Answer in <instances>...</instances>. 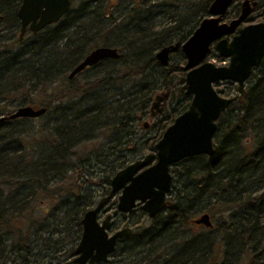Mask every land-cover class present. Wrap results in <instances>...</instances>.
Returning a JSON list of instances; mask_svg holds the SVG:
<instances>
[{
    "label": "trees",
    "instance_id": "obj_1",
    "mask_svg": "<svg viewBox=\"0 0 264 264\" xmlns=\"http://www.w3.org/2000/svg\"><path fill=\"white\" fill-rule=\"evenodd\" d=\"M106 1L79 0L56 23L18 41V1L0 0V30L8 34L0 44V98L34 87L52 91L40 116L0 122V264H39L41 250L47 258L68 256L95 197L86 191L90 177L108 185L147 149L144 142L136 149L134 128L153 93L163 89L173 100L156 123L158 135L189 103L180 68L168 75L153 55L182 42L211 0H114L113 8ZM255 1L264 20V0ZM97 44L116 47L118 57L95 65L90 76L68 79ZM225 83L227 96L234 87ZM215 124L212 155L185 157L169 168L164 207L116 246L117 264H264V56L243 96ZM157 137L148 138V148ZM93 139H99L93 151L77 149ZM202 213L211 225L193 232L191 220Z\"/></svg>",
    "mask_w": 264,
    "mask_h": 264
},
{
    "label": "water",
    "instance_id": "obj_2",
    "mask_svg": "<svg viewBox=\"0 0 264 264\" xmlns=\"http://www.w3.org/2000/svg\"><path fill=\"white\" fill-rule=\"evenodd\" d=\"M234 1L211 0L206 15L180 45L169 44L155 53L158 63L164 66L167 64L168 52L180 48L185 59L182 66L185 75L179 81L184 93L191 96L189 105L162 131L154 144V151L129 162L113 173L109 179L107 195L83 212L80 220L81 232L74 248L76 256L69 264L105 261L114 248L115 239L129 233V228L124 227L107 236L108 216L100 223L96 220L97 211L115 192L119 193L115 204L119 212L129 213L135 204H139L147 217H153L164 207L172 178L170 166L185 157L212 155L216 119L231 101L243 94L245 80L264 54V22L239 26L246 20L256 1L241 0L239 13L228 21L223 20L225 12ZM70 7V0H20L15 11L19 38L26 26L31 32H36L57 22ZM210 46L218 56L228 59L226 65H215L205 60ZM117 57L115 48L97 46L73 65L66 76L70 79L86 66L104 58ZM224 80L235 84L236 95L223 97L216 92L214 87ZM154 99L156 101L152 102L150 110L161 98L156 95ZM44 112L45 107L20 105L8 114L0 115V122L16 118H35ZM192 222L204 227L211 225L207 213L198 215Z\"/></svg>",
    "mask_w": 264,
    "mask_h": 264
},
{
    "label": "rangeland",
    "instance_id": "obj_3",
    "mask_svg": "<svg viewBox=\"0 0 264 264\" xmlns=\"http://www.w3.org/2000/svg\"><path fill=\"white\" fill-rule=\"evenodd\" d=\"M79 0H75V3L71 4V7H73V5L75 4V6H77ZM240 0H236L233 3V7L237 6L238 2ZM114 4L111 3V0H107L106 1V6L109 8L110 6L112 7ZM231 6V7H232ZM113 8V7H112ZM262 10L261 7H256L254 8V10L252 12H250V14L247 16L246 20L241 23L240 25H245L248 23H254V22H258V21H264L262 19H259V12ZM234 17V13H232L231 9L228 8V11L226 12V14L223 17V20L228 21L229 19ZM1 25V24H0ZM1 28V26H0ZM17 34V30L14 31V35ZM8 36V34H4L3 33V28L2 30H0V44H6V37ZM93 44V43H92ZM94 46H91L89 49H91ZM206 60L213 62L216 65H220V64H225L227 62L226 58H221L219 57L214 51H211V54L209 55V57L205 58ZM70 71V70H69ZM94 71V69H92V71H83L82 73H80L78 75V77L82 78V77H87L90 76L92 74V72ZM68 73V72H67ZM66 73V75H67ZM226 88V83H219L216 87L217 91L219 92L220 95H224L223 92H221V89L224 90ZM159 91H161L160 89L155 91L152 95V97L157 94ZM52 91L50 89H40L38 87H34L30 90H21V91H17L15 93H8L4 98H0V115L1 114H6L11 112L16 106L20 105V104H28L31 105L33 107H39L41 106V103L46 99L47 96L51 95ZM151 97V99H152ZM178 99H180V103L183 102L182 100V96H179ZM173 104V102L171 103ZM169 104H167L168 107ZM163 111L165 110V101L163 104ZM169 109V107H168ZM34 119V118H33ZM34 122H37V120H34ZM141 122V121H140ZM139 122V127H135V131H134V136H136V140L135 144H136V149H139L142 146H146L147 149H143L141 153H139L138 155H136L134 158L130 159L128 162L132 161L133 159L139 158L141 156H143L146 153L151 152V149L147 147V143H148V138H150L152 136V134L154 133V131L151 129V126L154 124V119L148 120V127L146 129H144L141 126V123ZM99 139H93L87 142L82 143L81 145L78 146L77 149H81L82 151H84L85 154L89 153V150L93 151L96 147H97V143H98ZM144 142V145H142V143ZM130 145V146H129ZM132 144H127V146H125V148L131 149L133 146H131ZM142 145V146H141ZM127 162V163H128ZM124 165V164H123ZM180 170L182 168L177 167V170ZM93 170H96V168H94ZM95 176H91L90 179L94 182L93 185H90L87 188V192L90 194H94L95 197H93V204L95 203V201H97V199L99 197H101L103 191L108 189V185H106L105 183L99 182L98 178ZM97 183V184H95ZM114 198H112L110 200V206H108L109 208V212L113 211L114 208ZM102 217H100L101 219ZM210 219V218H209ZM152 221H150L146 215L144 214V212L140 209V206H137L131 213L126 214V215H118L116 214V216L112 217V223H111V228H113V226L116 224L117 227L120 226H130L133 227L135 224H138L141 228H143L144 226H147L149 224H151ZM201 225H194L192 227V231L193 232H197L201 230ZM216 245L220 244L216 243ZM42 247V246H41ZM44 251L45 250H41L39 254L36 255V258L39 261V264H53L54 261L56 260V256L59 253H52L49 256V258H47V256H44ZM58 256V255H57ZM117 259V255H114L112 257H110V260H116ZM246 262H242L241 264H245Z\"/></svg>",
    "mask_w": 264,
    "mask_h": 264
},
{
    "label": "flooded vegetation",
    "instance_id": "obj_4",
    "mask_svg": "<svg viewBox=\"0 0 264 264\" xmlns=\"http://www.w3.org/2000/svg\"><path fill=\"white\" fill-rule=\"evenodd\" d=\"M18 2H17V5H16V9H17V7H18V5H19V3H20V0H17ZM241 1V0H240ZM239 1V2H240ZM71 2V1H70ZM114 2V0H112L111 1V3H113ZM137 2H139V1H137ZM239 2H238V4H237V7H238V11H237V14L239 13ZM116 2H114V4H115ZM254 8H256V5L252 8V11L254 10ZM16 9H15V11H16ZM228 11V10H227ZM226 11V12H227ZM251 11V12H252ZM225 12V13H226ZM16 13V12H15ZM15 16H16V14H15ZM236 16V15H235ZM234 16V17H235ZM0 24H1V22H2V20H3V16L0 14ZM233 17V18H234ZM17 18V17H16ZM232 19V18H231ZM230 20V19H229ZM259 22V21H258ZM261 22H264V21H261ZM56 23V22H55ZM17 24H18V19H17ZM52 24V23H51ZM198 24V23H197ZM1 26V25H0ZM239 26H242V25H239ZM196 27V26H195ZM194 27V28H195ZM193 28V29H194ZM192 29V30H193ZM236 29H237V27H236ZM235 29V30H236ZM41 30V29H40ZM235 30H234V32H235ZM39 30H37L36 32H38ZM36 32H31L29 29H28V27L26 26L25 27V29H24V31H23V33L21 34V37L19 38V25H18V30H17V34H16V37H17V39H18V41H21L22 40V38H24V36L27 34V33H31V34H35ZM192 32V31H191ZM190 32V33H191ZM189 33V34H190ZM189 36V35H188ZM187 36V37H188ZM231 36V35H230ZM186 37V38H187ZM228 37V36H227ZM185 38V39H186ZM229 38V37H228ZM184 39V40H185ZM183 40V41H184ZM182 41V42H183ZM182 42H172V43H169V44H174V43H176V44H178V45H180ZM169 44H167V45H169ZM167 45H164V46H167ZM97 46H106V45H100V44H97V45H95L94 47H92L91 49H93V48H95V47H97ZM164 46H162V47H164ZM106 47H111V46H106ZM113 48H115L116 50H117V48L116 47H113ZM161 48V47H160ZM159 48V49H160ZM91 49H89L86 53H84V55L76 62V63H78ZM159 49H157L156 51H154V59L157 61V59L155 58V53L159 50ZM211 51H214L213 50V48H212V46H210L209 47V51H208V53L209 52H211ZM215 52V51H214ZM117 53H118V55H119V52H118V50H117ZM208 53L206 54V57H208ZM216 53V52H215ZM177 55H180V57H181V60L179 59V57H177ZM263 56H264V54H263ZM262 56V57H263ZM205 57V58H206ZM220 57V56H219ZM222 58V57H221ZM106 59H113V58H104V59H101V60H99L97 63H95V64H93V65H90V66H86V67H84L82 70H80V71H78L77 73H75V76H77L78 77V75L80 74V73H82L83 71H87V72H89V71H92V69H96V67L94 68V66L95 65H97L98 63H100V62H102V61H104V60H106ZM114 59H116V58H114ZM227 59V58H226ZM262 59V58H261ZM261 59H260V61H261ZM206 60V59H205ZM260 61H259V63H260ZM227 62H228V59H227ZM227 62L225 63V64H220V65H226L227 64ZM75 63V64H76ZM157 63H158V61H157ZM184 63H185V59H184V56H183V54H182V52L180 51V48L178 47L177 49H175L174 51H169L168 52V54H167V64L166 65H161V64H159L158 63V65L159 66H161V67H164V68H167V74L169 75V74H173L174 75V73H173V71H175V70H177V67L178 68H180V71H179V73H178V75H177V78H178V82L180 83V86H181V82L179 81L180 80V78L181 77H183L184 75H185V70H183L182 69V66L184 65ZM258 63V64H259ZM258 64L256 65V66H258ZM170 65H173V67H172V69L173 70H171L170 72H168V66H170ZM216 65V64H215ZM255 66V67H256ZM255 67H253L252 69H251V71H250V74H251V72H252V70L255 68ZM250 74H249V76H250ZM249 76L247 77V79L249 78ZM247 79L245 80V82H244V84H243V90L245 91V84H246V81H247ZM225 81H228V80H224V81H221L220 83H225ZM228 82H230L232 85H233V87H234V91H233V93L232 94H230V95H227V96H225V95H221V96H223V97H232V96H234V95H236L237 93H236V91H235V84L233 83V82H231V81H228ZM227 84V83H226ZM216 87H217V85L214 87L215 88V90H216V92L219 94V92L217 91V89H216ZM182 89V88H181ZM161 91H159L157 94H155L153 97H152V99L150 100V103H149V105H148V107H147V109H146V114H145V116L143 117V118H140V123H141V126L144 128V129H146L149 125H148V120H151V119H154V124L151 126V129L155 132V134L158 136L157 137V139L155 140V142L158 140V138L160 137V135H161V133H162V131L161 132H159L160 134L158 135L157 133V129H155L156 127V123H157V121L159 120V117L160 116H162L163 114H164V112L165 111H167L168 110V107H167V104H169V99H166V92L163 90V89H160ZM183 90V89H182ZM244 91H243V94H244ZM183 92H184V90H183ZM185 94V93H184ZM243 94L240 96V97H237L236 99H240L242 96H243ZM156 95H159L160 96V98L161 99H159L158 101H157V103H156V106L152 109V110H150V106H151V104H152V102H155L156 100L154 99L155 98V96ZM185 95H187V94H185ZM220 95V94H219ZM188 97H189V102H190V98H191V96L190 95H187ZM235 99V100H236ZM164 101H165V110L163 111L162 109H164L163 108V104H164ZM234 101V100H233ZM173 102V100L170 102V103H172ZM232 102V101H231ZM230 102V103H231ZM229 103V104H230ZM228 104V105H229ZM188 105H189V103H188ZM188 105L185 107V109H187V107H188ZM228 105L226 106V107H228ZM226 107H225V109H226ZM184 109V110H185ZM224 109V110H225ZM183 110V111H184ZM223 110V111H224ZM222 111V112H223ZM182 112V111H181ZM180 112V113H181ZM221 112V113H222ZM179 113V114H180ZM220 115V114H219ZM177 116V115H176ZM175 116V117H176ZM174 117V118H175ZM173 118V119H174ZM173 121V120H172ZM171 121V122H172ZM170 122V123H171ZM169 123V124H170ZM215 123H216V121H215ZM168 124V125H169ZM167 125V126H168ZM166 126V127H167ZM165 127V128H166ZM164 128V129H165ZM163 129V130H164ZM155 142H154V144H155ZM154 144H153V149H151V152H153L154 151ZM150 153V152H149ZM145 155V154H144ZM142 157V156H141ZM140 158V157H139ZM137 159V158H136ZM133 160H135V159H133ZM132 160V161H133ZM131 162V161H130ZM129 163V162H128ZM127 162L123 165V166H125L126 164H128ZM122 166V167H123ZM172 166V165H171ZM170 166V167H171ZM120 169V168H119ZM118 170V169H117ZM116 170V171H117ZM115 171V172H116ZM114 172V173H115ZM108 189H109V185H108ZM108 189L106 190V191H103V193H102V195H101V197H104V196H106L107 195V193H108ZM119 193L118 192H115L114 194H113V196L111 197V198H109L108 200H107V202L105 203V204H103L101 207H100V209L97 211V213H96V220H97V222L98 223H100L103 219H105L106 218V216H108V227L106 228V232H107V236H110V235H112L113 233H115L116 231H118V230H120V229H122V228H124V227H127V228H129V233L127 234V235H124V236H121V237H119V238H116L115 239V243H114V248H113V250H112V252L111 253H109L107 256H106V259H105V261H97V262H93V264H117V262L120 260V258H117L118 260H110V257H112V253H115L114 251H115V249H117L116 248V246L117 245H119V244H124V241H125V238H127V237H129V236H131L132 234H134L133 232L135 231V229L137 228V226L138 227H140L138 224H135L133 227H130V226H127V225H122V226H120V227H117V225L115 224L114 226H113V228H111V223H112V217L113 216H116V214H118V215H126V214H129V213H131L137 206H140L139 204H135V206L132 208V210H131V212H129V213H121V212H119L117 209H116V207H115V204H116V202H117V195H118ZM101 197H99L98 199H97V201L101 198ZM166 197H167V194H166ZM166 197H165V199H166ZM112 198H114V208H113V211L112 212H109V208H108V206H110V200L112 199ZM97 201H95V203L97 202ZM95 203L94 204H92L90 207H92V206H94L95 205ZM89 207V208H90ZM88 209V208H87ZM140 209H141V207H140ZM142 210V209H141ZM143 211V210H142ZM144 212V211H143ZM160 212H158L157 214H155L153 217H147V215H146V217L150 220V221H154L153 219L155 218V216L156 215H158ZM100 217H102L101 219H100ZM191 223H193L192 222V220H191ZM194 224V223H193ZM81 225V224H80ZM194 225H199V224H194ZM202 226V225H201ZM204 227V226H203ZM139 230V229H138ZM81 232V231H80ZM79 236H80V234H79ZM78 240H79V237H78V239H77V241H75V243H74V246H73V250H72V252L68 255V256H66V257H60V258H56V260L54 261V263L53 264H69L70 263V261L73 259V258H75V256H76V254L74 253V248H75V246H76V244H77V242H78ZM114 256V255H113ZM87 264V263H86Z\"/></svg>",
    "mask_w": 264,
    "mask_h": 264
},
{
    "label": "bare ground",
    "instance_id": "obj_5",
    "mask_svg": "<svg viewBox=\"0 0 264 264\" xmlns=\"http://www.w3.org/2000/svg\"><path fill=\"white\" fill-rule=\"evenodd\" d=\"M73 40H74V38H73ZM123 130V129H122ZM11 145V144H10ZM184 231V230H183ZM234 245V244H233ZM237 246V245H236Z\"/></svg>",
    "mask_w": 264,
    "mask_h": 264
}]
</instances>
